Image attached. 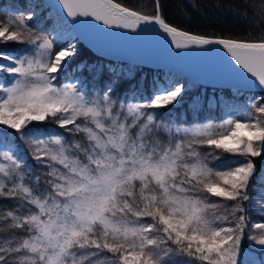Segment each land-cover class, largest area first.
Masks as SVG:
<instances>
[{
  "label": "snow or ice",
  "instance_id": "1",
  "mask_svg": "<svg viewBox=\"0 0 264 264\" xmlns=\"http://www.w3.org/2000/svg\"><path fill=\"white\" fill-rule=\"evenodd\" d=\"M43 7L57 15L46 34L28 23ZM155 9L45 0L0 16V44L25 45L0 51V199L15 202L0 207V264H264V222L249 223L253 203L264 209L254 163L264 157V41L193 34L170 24L159 0ZM119 30L159 40L172 59L217 53L220 82L260 94L224 104L219 122L188 126L156 111L183 103V83H154L150 95L135 90L117 103L115 79L90 87L76 73L95 81L105 67L114 78L122 69L69 71V58L75 32ZM220 154L243 159L210 166ZM245 239L260 256L244 257Z\"/></svg>",
  "mask_w": 264,
  "mask_h": 264
},
{
  "label": "trees",
  "instance_id": "2",
  "mask_svg": "<svg viewBox=\"0 0 264 264\" xmlns=\"http://www.w3.org/2000/svg\"><path fill=\"white\" fill-rule=\"evenodd\" d=\"M116 2L142 14L153 15L156 11V0H116ZM34 3L43 5L38 0H0V16L4 15L5 11L13 6L16 9L26 11ZM159 4L166 20L181 30L204 36L240 39L249 42L264 41V2L262 0H159ZM28 23L38 33L46 34L52 31V25L57 24V18L47 7H43L39 15ZM71 39L76 43L77 54L69 58L71 60L69 71L81 63L85 65H110L118 70H123L124 74L122 76L114 78L113 74H110L105 67L103 73L95 81L93 79L95 73L90 74L87 69L83 73H76L77 76L85 77L90 87L92 83H95L98 88H103L106 82L115 79L112 96L117 103H120L124 97L130 98V93L135 90L150 95L154 83L162 86L169 83L185 84L187 91L183 96L181 105L176 106L171 112L168 109L156 110L161 113L165 120L170 117L175 118L177 122L183 121L185 126L191 125L197 120L204 121L210 116L214 117L216 122H219L224 116V104L233 101L242 104L247 96L260 94L257 91L243 89H240L239 94H237L236 89L231 88L194 86L189 80H184V78L172 74V71L167 69L130 66V64L98 57L97 54L87 50L79 41H76L73 36ZM67 43L64 42L63 44ZM22 47H25V45L10 42L7 45L0 44V51L10 52L12 49ZM5 63L7 61L0 60V64ZM0 78L6 79L8 74L0 73ZM59 131L62 132L63 130L60 129ZM16 144L22 149L25 147L18 139ZM208 159L210 166H222L228 161L238 163L243 158L233 157L230 154H220L219 159H213L212 157H208ZM254 163L256 164V175L264 176V157L254 158ZM255 188L257 190L264 188V183H256ZM212 199L216 200L217 198ZM14 205L15 202L12 200L0 199V207L6 206L12 209ZM258 210L264 211L260 205L253 203L249 212L250 224L253 221L264 222V215L259 214ZM242 248L246 258H255L261 255L259 250L253 249L246 239L242 243Z\"/></svg>",
  "mask_w": 264,
  "mask_h": 264
},
{
  "label": "water",
  "instance_id": "3",
  "mask_svg": "<svg viewBox=\"0 0 264 264\" xmlns=\"http://www.w3.org/2000/svg\"><path fill=\"white\" fill-rule=\"evenodd\" d=\"M38 1L45 3V0ZM48 9L57 18L56 12L51 8ZM105 31L112 30L106 29ZM119 32V36L106 38L94 36L87 32H75L73 37L87 50L109 61H118L130 64V66L150 67L151 69H167L172 71V74H177L184 80H189L194 86L234 89L231 85L222 83L218 79L225 75V63L223 58L217 53L190 55L180 59H172L168 54L167 45L159 40L151 37L128 39V37H134L136 34L129 33L126 30H119ZM172 51L176 50L173 48ZM195 51L200 52L202 50L197 49ZM240 89L259 92L258 89L250 90L244 87Z\"/></svg>",
  "mask_w": 264,
  "mask_h": 264
},
{
  "label": "rangeland",
  "instance_id": "4",
  "mask_svg": "<svg viewBox=\"0 0 264 264\" xmlns=\"http://www.w3.org/2000/svg\"><path fill=\"white\" fill-rule=\"evenodd\" d=\"M34 4H37V3H34ZM56 27V25H52V28L54 29ZM64 42H68L67 39L62 41V42H59V43H64Z\"/></svg>",
  "mask_w": 264,
  "mask_h": 264
}]
</instances>
